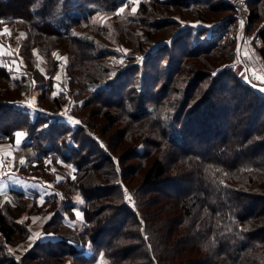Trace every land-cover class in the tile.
<instances>
[{
  "label": "trees",
  "instance_id": "obj_1",
  "mask_svg": "<svg viewBox=\"0 0 264 264\" xmlns=\"http://www.w3.org/2000/svg\"><path fill=\"white\" fill-rule=\"evenodd\" d=\"M263 1L248 4L251 26L259 24L264 65ZM130 3L0 0V32H26L14 52L24 60V73L14 76L0 62V142L14 143L22 130L34 162L50 158L75 168L65 178L66 198L44 227L63 230L62 236L38 240L21 258L9 245L30 233L28 200L9 191L13 201L0 210V264H93L100 255L107 264H264V93L231 68L237 19L231 15L208 36L199 27L165 31L177 22L166 18L171 7L205 20L202 9L234 7L225 0H139L136 16H128L145 23V42L136 43L128 66H118L106 57L120 53L93 17L118 18ZM161 33L166 37L155 40ZM156 42L136 60L145 43ZM63 43L73 49L69 85L53 94ZM38 55L47 60L45 72ZM37 89L50 113L14 105L22 91ZM235 99L237 105L226 102ZM65 108L79 124L55 117ZM75 207L84 219L79 229H67L62 208L74 217Z\"/></svg>",
  "mask_w": 264,
  "mask_h": 264
},
{
  "label": "rangeland",
  "instance_id": "obj_2",
  "mask_svg": "<svg viewBox=\"0 0 264 264\" xmlns=\"http://www.w3.org/2000/svg\"><path fill=\"white\" fill-rule=\"evenodd\" d=\"M132 3L129 4V6L127 7H122L124 9L123 12L120 11V13H122V16L120 15L118 18H114V16L111 15H103V14H97L95 17H93L94 21L100 22L102 25L105 26V29L103 30L106 33V38L104 39L105 41H107L109 43V45L113 46L114 48H116V50L120 53L119 54H112L106 57L107 61L111 62L112 64H116L118 66H128L130 62L133 61V58L135 59V55L133 58H130L131 55V51L132 49L135 47L136 43H142V41L145 42V38L143 35V31L145 28V23L142 24L144 26V28H142V25L139 24L137 22V20L135 19V22H133L131 20V16L135 14H137V11L135 13L132 12V8H136L138 7V3H133V0H131ZM218 1V0H215ZM154 2H152L153 4ZM249 3V2H248ZM169 7V5H167ZM167 7H165L166 9ZM203 8V6H201V9ZM262 10H261V19H260V23L263 21L264 19V1L263 4L261 6ZM161 9L164 10V8L161 7ZM168 10V9H167ZM198 13L202 12V15H204V17H206L205 19H201V18H197L194 15L197 13H193L190 9H186V10H182L179 6H174L171 7V11L168 12V15L166 18H171L172 20L175 19V21H177L173 26H169L170 28L166 29L165 31L168 33L170 32V29H186V28H190V27H199V28H203V32H205V36L210 35L214 30H216V28H219L221 23H227V21L230 19L231 15H234L236 17V24L235 25V29L237 31V36H238V46H237V54H236V58L234 59V61H232V66L231 68L237 72V74L241 77L242 80L247 81L249 83H252L257 89H259L260 91L262 89H264V82H261L260 79H258L256 77V75L254 74V72L252 71V67L255 68L257 71L261 72L264 75V65L263 62L260 59L259 56V50L258 47H260L263 43L262 38H259V35L257 33L258 31V27L259 24L257 26H251V23L248 21H244L241 17H239L237 15L236 12V8H234L233 12H229V11H212V10H207V9H202L201 12L197 11ZM166 14V12L164 13ZM131 15V16H128ZM160 18V17H159ZM177 19V20H176ZM241 21L243 22V25H241ZM199 25H203V26H199ZM210 26H214V27H210ZM230 27V26H227ZM234 27V26H233ZM7 32L4 30H2L0 32V36H2V44L5 45L6 47L3 49V53L4 55H2V49H0V62L5 64L6 66H8L10 69L13 70V75L14 76H20L21 74L24 73V60H20L16 57H14V52L18 47V44L20 42L21 39H23L26 35V32L24 30H19L16 32H13L10 28L6 29ZM127 32V33H126ZM196 33V32H195ZM162 35H155L156 37H154L155 40L158 39H163L166 37L165 33H161ZM12 35V36H11ZM261 39V41H260ZM158 43L156 42L155 44H146V52L145 54H141L140 56L137 55V58H143V60L145 59V57L151 53L152 51L155 50V48L158 46ZM72 46L68 43H63L58 47V52H57V59L59 64L57 63V72L55 74L56 76H59L60 79L56 80V85H55V91L53 92V94L58 93L60 91H62L65 87L67 88V85H69L68 83V70H67V64L69 63V52L72 51ZM126 53L125 58L121 59L122 54ZM133 56V55H132ZM136 58V60H137ZM13 60L15 61V63H12ZM142 60V61H143ZM47 60L44 59L43 56H39L38 55V66L45 72V64L44 62H46ZM264 93V91H261ZM38 93V101H34L32 99V97ZM41 97H42V91L40 89H37L35 91H33L32 93H28L25 90L21 92V95L18 96V98H16L14 100V105L18 106V107H24L25 105H30L32 109H35L36 112H48L46 109V106L44 104H41ZM226 102H230L229 104H233V105H237L239 103V101L237 99L233 100V101H226ZM233 102V103H232ZM47 104H49L48 100L46 101ZM224 104L223 101L219 103V105ZM67 110V108H65V110L59 111L60 113H56L55 117H63L64 119H66L68 121V123L72 124V125H77L80 123V120L70 114H65L64 112ZM62 112V113H61ZM76 121H79V123H76ZM104 120L102 123L105 124ZM108 123V122H107ZM106 123V124H107ZM105 124V125H106ZM218 124V122H217ZM96 129V128H94ZM20 132H23L22 130H19ZM93 135V132H92ZM97 140L100 143H103L102 140L100 138H97ZM23 137L21 138V142L20 145L23 144ZM21 154H25L30 152L31 150H24L22 151V149H20ZM16 155L17 153H15V164H16ZM49 160V161H48ZM24 163L21 165H17L19 166L21 171L28 173L29 175L33 176V178H35L36 176H40L42 177V175H44L47 179H51L53 180V177L55 179V172H58L59 175H64L65 178L68 177V175H70L69 172L70 170H67V165H65L62 161L59 160V162H53L51 161L50 158H48L44 164H37V163H33L32 165L36 167V171H31L29 170V162L30 161H23ZM47 162V163H46ZM128 166L131 164H134V160H128L127 161ZM7 165H10L9 161H6ZM12 164V162H11ZM13 165V164H12ZM25 166V167H24ZM17 169V168H16ZM31 171V172H30ZM52 173L54 174V176L52 175ZM53 176V177H52ZM54 181V180H53ZM66 181V179H65ZM65 185V184H64ZM63 185V186H64ZM3 193V192H0ZM9 195V197L13 198L12 193L8 191L7 193ZM7 194H3L4 197ZM12 199H4L2 202H0V210H5V204L4 201H9L11 202ZM27 210L24 214V217H29L28 220V227L30 229V233H31V227L32 224L37 221V219H39V215L43 214V212L45 210H49V212H52L54 205L53 204H49V203H45V204H35V203H28L26 204ZM30 212V213H29ZM10 215L12 214V211L9 210L8 212ZM23 216V215H22ZM47 216H44V218H42L41 220L44 221V219ZM117 224V223H116ZM64 227V225H63ZM66 227V226H65ZM67 228V227H66ZM64 228V229H66ZM35 229V228H34ZM63 229V228H62ZM69 229V228H67ZM76 229V228H75ZM29 233V235L25 236L24 239L19 240L16 243H12L9 245V249L15 253L18 258H21L24 256V254L33 246L35 245V243L40 240L39 238H37L36 236L33 237V235H31ZM32 234H33V229H32ZM31 235V236H30ZM41 251V250H40ZM104 256V255H103ZM99 257V256H98ZM105 257V256H104ZM98 259V258H97ZM106 259V258H105ZM97 260L93 263L96 264ZM39 264H43L42 262H40ZM51 264H68L66 262H61V261H53ZM98 264V263H97ZM99 264H102L99 263ZM105 264V263H104ZM106 264H107V260H106Z\"/></svg>",
  "mask_w": 264,
  "mask_h": 264
},
{
  "label": "crops",
  "instance_id": "obj_3",
  "mask_svg": "<svg viewBox=\"0 0 264 264\" xmlns=\"http://www.w3.org/2000/svg\"><path fill=\"white\" fill-rule=\"evenodd\" d=\"M5 47L6 46L3 45L2 55H4L3 49ZM23 141H24V137H23ZM20 149H22V151L29 150L28 148L23 147V144L22 145H20V143L17 144L16 140L14 143L0 142V169L1 167H4V173L0 174V192H3V194L4 193L7 194L8 191L10 190H16L18 192L24 193L28 200V203L30 204L31 202L35 204L37 203L39 204L49 203L50 205L53 204L54 207L52 212H49V210H45L43 214L41 215L38 214L39 219H37V221H35L32 224V226L30 225L31 227L30 234L33 235V237L34 236L37 237V234L41 236L46 234H52L55 237L62 236L63 230L46 231L44 227L45 224L52 218L54 210L57 209L58 206L60 208L62 201L66 198V195L64 193L65 187L63 186L65 182V176L61 174L59 175L58 172H55V179H54L53 177L54 174L52 173L53 175L52 177L54 180L53 181L51 179H47L44 175H42V177L36 176L35 178H33V176L29 175L28 173L21 171L20 169H18L20 167L17 166L18 164L23 166L21 161L26 160L27 162L30 159V161L32 162H29V165L33 163L35 164L36 161L34 162V156L32 154V151L25 154H19ZM15 153H17L16 164H15V160H13L15 159L14 157ZM7 160L9 161L10 165L6 164ZM11 162L13 165L11 164ZM63 163L67 165L66 168L67 170H70L69 172L74 171L75 168L71 164L65 162ZM52 197H57V198H53V199H57L56 203L51 201ZM4 199H12V198L9 197V195L7 194L4 197ZM75 199L78 203H80V201L82 200V198L78 196H75ZM73 211L75 212V216L71 217L68 215L66 209L62 208V214L64 215V218L62 220L67 228L79 229V226L81 225L84 219L83 211L79 207H75ZM77 213H80V217H77L76 215ZM44 216L47 217L44 219V221H42L41 219L44 218ZM32 229H33V234H32ZM87 252L91 253V244L87 246ZM101 262L102 264L104 263L106 264V259L103 255H100L98 257L96 264L97 263L99 264Z\"/></svg>",
  "mask_w": 264,
  "mask_h": 264
},
{
  "label": "snow or ice",
  "instance_id": "obj_4",
  "mask_svg": "<svg viewBox=\"0 0 264 264\" xmlns=\"http://www.w3.org/2000/svg\"><path fill=\"white\" fill-rule=\"evenodd\" d=\"M138 2H139V0H133V3H138ZM120 11L123 12L124 9L121 8ZM136 11H137V9L135 7L132 8V12L133 13H135ZM241 25H243V22L242 21H241ZM199 26H203V25H199ZM210 27H214V26H210ZM5 31L7 32V30H5ZM169 43H171V42L169 41ZM2 48H3V45H2V43H0V49H2ZM125 56H126V53L122 54L121 59L125 58ZM137 59L141 60V62L143 60V58H137ZM12 63H15V61L13 60ZM9 70H11V69H9ZM222 70L223 69H221V71ZM111 75L114 76L115 74L112 73ZM212 75L215 76V75H217V73H213ZM55 79L56 80H59L60 77L59 76H56ZM261 91H264V89H262ZM24 107H29L30 108L31 106L30 105H25ZM33 111H36V110L33 109ZM76 123H79V121H76ZM45 127H47V125H45ZM14 135L16 137V143L19 144L21 142V138L25 136V133L24 132L17 131V132L14 133ZM21 163L23 164L24 162L21 161ZM124 191H125V193L127 192L126 189ZM126 199H127V201H131L132 197L130 195H126ZM76 215H77V217H80V213H77ZM141 224H142V222H141ZM73 226H75V225H73ZM37 238H39V239H55V236L52 235V234H46V235H43V236L37 234ZM145 240H147V237H145Z\"/></svg>",
  "mask_w": 264,
  "mask_h": 264
},
{
  "label": "built area",
  "instance_id": "obj_5",
  "mask_svg": "<svg viewBox=\"0 0 264 264\" xmlns=\"http://www.w3.org/2000/svg\"><path fill=\"white\" fill-rule=\"evenodd\" d=\"M225 1L228 2L230 5H232L234 8H236L237 15L241 17L244 21L249 20L250 9H249L248 0H225ZM259 38L261 37L259 36ZM3 173H4V167H1L0 174Z\"/></svg>",
  "mask_w": 264,
  "mask_h": 264
},
{
  "label": "water",
  "instance_id": "obj_6",
  "mask_svg": "<svg viewBox=\"0 0 264 264\" xmlns=\"http://www.w3.org/2000/svg\"><path fill=\"white\" fill-rule=\"evenodd\" d=\"M252 71L254 72V74L256 75V77H257L258 79H260L261 82H264V75H263L261 72L257 71V70H256L255 68H253V67H252Z\"/></svg>",
  "mask_w": 264,
  "mask_h": 264
},
{
  "label": "bare ground",
  "instance_id": "obj_7",
  "mask_svg": "<svg viewBox=\"0 0 264 264\" xmlns=\"http://www.w3.org/2000/svg\"><path fill=\"white\" fill-rule=\"evenodd\" d=\"M32 99L34 100V101H36L37 99H38V93H36L33 97H32ZM38 101V100H37Z\"/></svg>",
  "mask_w": 264,
  "mask_h": 264
}]
</instances>
